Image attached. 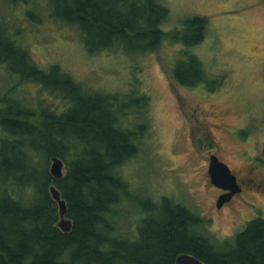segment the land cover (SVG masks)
Here are the masks:
<instances>
[{
    "label": "trees",
    "instance_id": "trees-1",
    "mask_svg": "<svg viewBox=\"0 0 264 264\" xmlns=\"http://www.w3.org/2000/svg\"><path fill=\"white\" fill-rule=\"evenodd\" d=\"M40 1L51 8L52 20L79 31L93 56L147 55L169 37L173 43L194 47L206 36L204 18L190 20L186 30L169 29L171 12L158 0H0V4L43 10ZM25 15L35 25L43 21L33 12ZM13 31L0 16V64L10 75L9 93L35 85L51 99L62 100L64 107L52 108L38 97L37 107L10 97L0 102V264H176L183 255L205 264H264L263 217L232 239L218 241L205 234L206 220L173 199L138 201L120 170L140 153L149 131L148 96L125 97L131 98L126 102L119 94L77 83L59 67L44 70L17 42L21 29ZM185 54L189 61L176 67L174 80L190 88L207 84L213 91L216 82L201 61ZM28 137L36 142L27 143ZM54 158L65 164L60 180L51 175ZM52 186L67 204L69 233L59 228L60 209L50 193ZM134 203L138 205L132 212ZM122 215L134 216L135 234L119 233L116 219Z\"/></svg>",
    "mask_w": 264,
    "mask_h": 264
},
{
    "label": "rangeland",
    "instance_id": "rangeland-1",
    "mask_svg": "<svg viewBox=\"0 0 264 264\" xmlns=\"http://www.w3.org/2000/svg\"><path fill=\"white\" fill-rule=\"evenodd\" d=\"M158 1L171 12L169 29L186 30L190 20L206 19L203 42L186 47L169 37L159 50L147 55L107 52L93 56L76 28L50 18L52 10L45 1L37 3L43 10L0 4V16L15 33L21 29L17 42L42 69L59 67L77 83L119 94L126 102L131 98L125 97L148 96L149 131L141 141L140 153L122 166L121 175L139 202L148 197L173 199L208 222L206 235L227 241L256 218H264V188L259 187V180L246 185L241 197L219 212L208 176L211 155H218L237 172L241 182L250 177L247 158L258 152L264 157V0ZM27 11L42 18V23L30 22ZM185 53L201 61L210 80L216 82L211 87L218 90L216 94L207 98L201 87L186 88L174 80L176 67L189 61ZM9 76L0 64V102L10 97V101L21 99L37 107L38 97L52 108L64 107L62 100L51 99L35 85L25 84L9 93ZM131 111L136 115L138 109ZM204 136L210 146L198 149L195 142ZM26 141L33 144L36 139ZM123 216L116 219L119 233L135 234L134 216Z\"/></svg>",
    "mask_w": 264,
    "mask_h": 264
},
{
    "label": "water",
    "instance_id": "water-1",
    "mask_svg": "<svg viewBox=\"0 0 264 264\" xmlns=\"http://www.w3.org/2000/svg\"><path fill=\"white\" fill-rule=\"evenodd\" d=\"M65 164L59 158H54L51 165V175L55 180H60L64 177ZM209 174L211 183L216 188L229 192L222 196L218 201V208H222L226 203H229L232 198L241 192L238 186L237 178L232 174L227 165L222 163L218 157L214 156L211 159ZM50 193L53 200L58 204L60 209V224L59 228L64 233H69L72 230V222L66 218L67 204L62 199L61 193L55 186L50 188ZM176 264H205L191 255H183L178 258Z\"/></svg>",
    "mask_w": 264,
    "mask_h": 264
},
{
    "label": "flooded vegetation",
    "instance_id": "flooded-vegetation-1",
    "mask_svg": "<svg viewBox=\"0 0 264 264\" xmlns=\"http://www.w3.org/2000/svg\"><path fill=\"white\" fill-rule=\"evenodd\" d=\"M181 85V84H180ZM199 87H201V90L200 92L202 94H205L208 97H211L212 95L216 94L217 93V89H213V91L210 89V87L207 85V84H202L200 85ZM199 87L197 88H191V89H199ZM186 88H190V87H186ZM206 90V91H205ZM240 132V130H238L237 132V135L238 133ZM203 135V134H202ZM245 138V137H244ZM208 139H206V136H204L203 138H200L198 140H196V147L198 149H201L204 148L205 146H210V144L208 143V141H206ZM243 140V139H242ZM198 141H199V147H198ZM202 146H201V145ZM264 154V152H263ZM218 157V159L224 163L225 165H227L229 167V169L231 170L232 174L236 176L237 178V182H238V186L240 187L241 189V192L238 193L237 195H235L232 200L229 202V203H226L222 208H218V201L219 199L228 194L229 192L227 191H223L219 188H216L215 186L212 185L211 183V177H210V174H209V170H210V165H211V159L212 157ZM247 164L245 166V168H248L249 169V178L248 180H244V181H240V178H239V175L237 174V172H235L234 170H232L230 168V166L228 164H226L225 162H223L218 155H211L210 156V159H209V168H208V176H209V179H210V185H212V189L214 190V192L217 194V204H216V207L218 208L219 212L223 211L225 209V207H227V205L231 204V203H234L238 198L241 197V195L245 192V188H246V185H256L255 184V180H257V182H259V187L261 188H264V175L262 174V172L264 171V157L262 158L261 154L258 152L257 154L255 155H252V156H249L247 158ZM257 170V171H256ZM259 180V181H258ZM255 181V182H254Z\"/></svg>",
    "mask_w": 264,
    "mask_h": 264
}]
</instances>
